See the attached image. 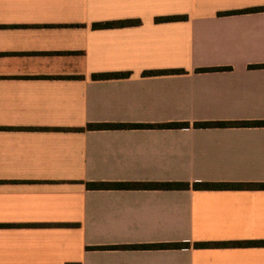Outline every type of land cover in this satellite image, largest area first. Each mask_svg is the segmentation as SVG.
Returning a JSON list of instances; mask_svg holds the SVG:
<instances>
[{
    "label": "crops",
    "instance_id": "obj_1",
    "mask_svg": "<svg viewBox=\"0 0 264 264\" xmlns=\"http://www.w3.org/2000/svg\"><path fill=\"white\" fill-rule=\"evenodd\" d=\"M254 8L0 0V264H264V126L236 125L264 121ZM122 20L140 24L93 28ZM165 123L190 127L87 128Z\"/></svg>",
    "mask_w": 264,
    "mask_h": 264
},
{
    "label": "trees",
    "instance_id": "obj_2",
    "mask_svg": "<svg viewBox=\"0 0 264 264\" xmlns=\"http://www.w3.org/2000/svg\"><path fill=\"white\" fill-rule=\"evenodd\" d=\"M264 8H254L250 9V11H257L263 10ZM186 16H170V17H162L157 18V21H172V20H180L185 19ZM140 21L138 20H122V21H115V22H107V23H96L93 24L94 29H102V28H113V27H126V26H136L139 25ZM258 67H264L258 66ZM205 71V70H204ZM183 73L182 70H168V71H149L144 72V75H159V74H179ZM128 77V73L123 72H116V73H107V74H94V79H111V78H124ZM227 125L233 124H225V123H196L194 124L195 127L198 128H209V127H222ZM236 125H243V126H264V121H258L253 124L244 123V124H236ZM189 123H165V124H88L87 128L91 130H100V129H130V128H166V129H176V128H189ZM116 186H123L126 184H113ZM143 186L147 187H157V188H187L189 186L188 183H159V184H142ZM247 184H236V183H195L194 186L196 188H213V187H233V186H243ZM258 186H264V184H257ZM90 188L93 187H101L106 186L105 184H90L88 185ZM215 244L210 243H198L196 247H210ZM219 245V244H217ZM182 244H172V245H143V246H136L132 248L137 249H168V248H182ZM118 247H111V249H116Z\"/></svg>",
    "mask_w": 264,
    "mask_h": 264
}]
</instances>
